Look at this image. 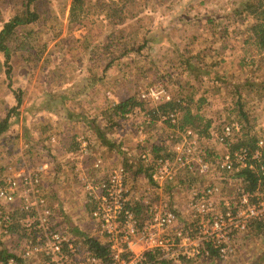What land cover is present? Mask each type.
<instances>
[{
    "label": "rangeland",
    "instance_id": "rangeland-1",
    "mask_svg": "<svg viewBox=\"0 0 264 264\" xmlns=\"http://www.w3.org/2000/svg\"><path fill=\"white\" fill-rule=\"evenodd\" d=\"M113 1L116 0H86L83 18L78 22L77 17L74 20L69 16L71 0H53L47 5L43 4L41 9L44 12L34 23L20 30L19 34L22 36L28 33L32 52L23 53L17 50L12 53L10 78H7L4 73V68L0 67V113H2L0 115L16 103L14 92L19 91L22 97L18 112L9 118L6 137L3 140L0 139V175L3 167L7 165L25 164V168H30L47 161L52 162L53 171L58 174L55 169L57 165L55 162H59L56 161L58 151L47 140V136L51 134L63 142L66 141V137L71 139L74 133L79 135V132H84L85 127L76 122V119L80 117V111L87 113L91 109L97 112L95 106L101 104L104 108L109 106L111 102L109 103L108 99L103 97L106 92L117 98L127 90L137 91L138 94L148 87L162 89L173 96L179 93L184 95L193 90L194 101L199 97L205 98L200 106L201 114L204 118L211 119L212 126L216 127L222 121L237 117L239 109L236 106V109L232 111L231 107H235L234 98L236 100L237 97L233 94L236 85H239V90L243 93L240 97L244 102L241 108L248 113V119L244 121L246 125L239 122L243 125V130L248 133L247 137L260 132L264 127V51L251 45L252 33L245 30L244 23L234 24L228 18H223L227 8H230L233 3L238 4L240 0H120L121 3L118 5ZM118 7L125 16L121 21L118 16L111 18L107 16ZM10 13L12 8L3 13L4 19L8 18ZM216 14L222 16L220 25L213 29L203 26L205 16L212 17ZM199 15H203L202 21L199 20L201 18ZM247 20L249 21V18ZM1 25L0 22V28ZM223 26L227 27V31L220 33ZM110 34L116 36L115 42L118 40L122 47L127 42L135 41L133 47L136 49V46L143 43L145 36L151 41V46L140 50L138 48L130 50L108 63L109 58L103 52L102 43L108 40ZM166 41L170 42V46ZM224 43L234 47L227 48L223 46ZM243 48L246 50H241ZM119 50L115 48L114 55ZM221 50L226 52L222 55L227 56L228 60L220 58ZM35 53L39 55V58H35ZM195 55L199 56L201 67L200 61L197 64L198 59L192 58ZM180 59L183 61L189 59L195 67V74L201 71V74L197 75L199 78L188 79L185 73L189 70L184 63H180ZM0 60H2L1 55ZM171 64L174 65L173 70L169 68ZM107 65L109 67L105 68ZM208 73L218 81L211 83L209 81L211 79L203 78V75L208 76ZM86 86L88 89L86 88L87 90L83 92L86 95L74 99L70 106L63 108L66 112L62 110V116L70 111L73 118L66 126L58 128L56 124H47L45 121L53 116L42 110H33L34 107H40L39 103L43 102L46 107L51 108V112L59 107L61 109V105L64 104L55 97L57 94L71 87L82 89ZM45 92L52 93L50 103L47 100L48 96H44ZM5 114L6 112L4 116ZM142 115L150 119L145 114ZM132 120L136 118L133 117ZM158 121V125L153 127L144 128L145 124H141L142 128L129 125L112 129L107 133L111 137L108 138V143L111 144L112 149L115 145L119 149L110 158L108 157L111 155L110 150L105 145H103L105 150L95 142L94 147L105 159L107 158V161L118 166L122 160L124 161L123 155H130L133 158L139 152L148 151L153 143L165 142L172 129L165 122ZM84 133L92 135L89 131ZM31 139L36 141L32 149L28 143ZM201 140L199 144L206 148V153H219L224 149L221 144L212 142L207 137L203 136ZM27 143L29 145H26ZM97 159L103 161L102 157H96L95 161ZM66 169L67 180L65 181L61 179L62 174L59 175V181L56 180L58 175L54 173L48 177L49 180L52 179L49 184H53L54 188L52 196L58 201L63 200L60 202H63L65 207L68 206L73 221L81 229H86L95 236L94 224L84 215L86 198L80 190L79 181L71 176L70 165ZM90 174L93 176L89 177H95L94 173ZM143 176L136 179L134 184L143 186L142 189H145L149 182ZM211 182L223 185L225 192L235 190V185L220 182L219 178L215 177V171H209L203 177L201 185ZM134 184H131L132 187L135 186ZM134 189L131 192L132 199L140 190ZM52 196L49 198L51 201ZM161 197L175 201L177 210L181 211L186 195L184 193L170 194L168 188L164 187L163 192L156 198ZM251 231L248 230L241 235L239 241L234 242L236 245L234 255L243 248L245 250L242 251L245 253L252 249L251 256L247 258L248 254L246 258L240 256L242 259L233 260L236 256L232 255V258L230 257L224 264H243V260L252 263L254 259H261L264 255V234L254 232L252 235ZM100 239L102 241V238ZM235 261L237 262L234 263Z\"/></svg>",
    "mask_w": 264,
    "mask_h": 264
},
{
    "label": "built area",
    "instance_id": "built-area-1",
    "mask_svg": "<svg viewBox=\"0 0 264 264\" xmlns=\"http://www.w3.org/2000/svg\"><path fill=\"white\" fill-rule=\"evenodd\" d=\"M172 97L162 89L148 87L139 93L144 108L136 109L150 117L148 105ZM175 100L178 102L179 96ZM181 114L179 108L158 118L175 125L164 142L170 154L152 160L149 149L139 155L144 165L150 166V178L156 185L174 183L168 187L170 194L186 195L181 211L173 200H155L154 196L151 200L148 196L132 199L121 165L104 169L97 159L93 167L74 166L71 176L79 181L86 198L84 215L94 224V237L102 238L108 248L106 258L98 257L76 236L88 231L73 221L68 206L60 202L63 200L52 196L53 184L46 179L52 162L30 168L19 163L7 165L0 175V264H160L163 259L210 257L207 246L216 250L221 260H228L235 252L234 242L248 231L249 224L264 221V127L253 133L254 146L234 147L243 125L235 119L216 127L211 124L207 139L224 149L210 154L200 146L203 136L197 128H178ZM47 140L57 143L53 135ZM76 140L85 153L87 139L81 135ZM244 170L257 178L253 190L246 189V178L236 175ZM209 171H215L220 182L224 179L222 183L235 185V190L225 192L217 182L186 186L175 181L179 173L203 178ZM90 173L95 177H89L93 176ZM132 201L134 205L146 204L145 219L136 218L129 207Z\"/></svg>",
    "mask_w": 264,
    "mask_h": 264
},
{
    "label": "trees",
    "instance_id": "trees-1",
    "mask_svg": "<svg viewBox=\"0 0 264 264\" xmlns=\"http://www.w3.org/2000/svg\"><path fill=\"white\" fill-rule=\"evenodd\" d=\"M50 1L53 0H0V22L2 23L0 28V55L2 57V60H0V67L4 68V73L6 74L7 78H10L11 76V56L12 53L20 50L23 53L26 52H32V47L29 44L28 40V33L24 36L19 34L20 30L22 31L23 28L26 27V25H29L31 23H34L42 12H44L42 8L43 4H48ZM120 0L113 1L114 3H117V5L121 2ZM86 0H71L70 6H69V16L75 20V17H77L78 22L83 18L82 14L85 8ZM109 5V3L107 4ZM12 8V13L8 14V18L4 19L3 13L9 9ZM224 12V11H223ZM216 13V12H214ZM108 17H120L119 21H121L125 16L122 14V11L120 7L118 9H113L111 13L107 14ZM201 16V18H200ZM202 16L199 15V20L202 21ZM213 17V18H212ZM210 17V15H207L203 18V21H205L203 26H208L209 28L213 29L215 26L220 25L222 19L221 15H214ZM228 18L229 21H232L234 24L237 22H242L245 24L244 28L245 30H249L250 33H252L250 36L253 38L252 41H254V46L258 50H264V0H240L238 4L233 3V5L230 8H227V11L225 14H223V18ZM235 20H234V19ZM242 18V19H241ZM249 18V21L247 20ZM227 31V27L223 26L222 29L219 31L220 33H225ZM108 40L103 42L102 48L105 55L107 54V57L109 58V62H112L118 58V56L122 54L128 53L130 50H140L143 47L151 46V41L147 36L143 38V43L139 46H136V49L133 47L132 42H127V44L119 45L118 40L115 42L116 36L113 34H110L108 36ZM132 39V38H131ZM160 41V40H159ZM150 43V44H149ZM119 46H118V45ZM119 48V52L115 54L114 49ZM110 49V50H109ZM198 55H195V57H192L196 60L197 64L200 61L198 58ZM35 58H39V55L35 53ZM180 63H184L186 66V69L188 68V75H194L195 80L199 78L197 75L201 74V71L199 73L195 74L194 71V65L191 63L189 59L182 60L180 59ZM178 65V64H176ZM201 65V61L199 63V66ZM109 67V65L105 66V68ZM171 67V70H173L172 67L174 65H169V68ZM201 67V66H200ZM170 76V75H169ZM205 76V75H204ZM211 74L208 73V78L214 81L211 78ZM213 77V76H212ZM73 86V85H72ZM239 85H236L235 91L233 96H236L235 100V107L233 110L237 108L239 109L238 115L236 118L237 121H240L241 123L245 124L244 121H247L248 119V113L241 108L244 104L242 101L240 95L241 93L238 91ZM72 88V89H71ZM65 92H61L57 94L55 97L61 101H63V104H69L74 99L78 98L83 92H85L88 89V86L83 87L82 89H75V87H71ZM87 88V89H86ZM14 96L16 98V103L12 106H10L8 109L4 111L6 112L5 116L4 113L2 118L0 117V139H4L6 137V130L9 128V118L13 116L15 112H18V108L22 102V97L20 95V92H14ZM238 94V95H237ZM52 93L48 92L47 96L49 99L48 103H50ZM179 96V101L177 102L175 99ZM139 96L136 94L130 95L127 98H124L120 101L114 102L104 108L100 111L99 117L100 119H103L105 121L104 130H98L97 136L101 139L103 143H108V139L106 135H104L105 130H108L109 132L114 128H120L121 124L124 120L128 118V113L132 112L136 107L144 108V103L138 98ZM194 91L191 90L187 94L181 95L180 93L176 96H173L170 100L163 101L161 103H158L154 106H152L150 110V119H158L160 115H166L167 113L174 111L176 109H182V114L180 119L178 120V128H197V133L204 137H209L210 132L208 130V127L210 126V120L204 118L198 110L200 109L201 104L204 102V97H199L194 101ZM46 100V99H45ZM182 101L185 102V105H182ZM40 107H34L33 110L40 111L44 110L45 107L44 102L40 104ZM50 109V108H49ZM51 110V109H50ZM152 111V114H151ZM2 114V113H0ZM243 117V118H242ZM234 118V119H235ZM166 124L169 127H174L175 125L170 124L168 120L165 121ZM239 122V123H240ZM246 125V124H245ZM46 130V128H45ZM247 132L243 130L242 136L238 137L237 140L234 143V147L238 146H248L252 147L254 146L255 142V135H252L251 137H247ZM51 136V135H50ZM49 136H47L48 138ZM36 142L34 140H31L30 142V148L32 149L33 143ZM29 143V142H28ZM32 144V145H31ZM37 144V143H36ZM35 144V145H36ZM111 146V145H110ZM151 153H152V160H156L158 158H164L168 154H170V151H167V147L161 145L160 143H153L150 147ZM113 149L117 151L119 148L115 145L113 146ZM139 156V155H138ZM139 161L141 162L142 166L144 167L146 178L149 179L151 185H155V183L151 180V170L150 166H145L142 162V159L140 156L138 157ZM264 159V155H263ZM123 163V164H122ZM121 166L125 169V172L127 173V170H130L134 167L133 162L127 163L126 161L122 162ZM138 170V168H136ZM136 174L137 171H134ZM223 177H227L226 174L221 173ZM238 176H243L246 178V189L253 190L256 185V176L254 173H251L249 171H241L236 173ZM129 176L126 175L125 183H127V179ZM262 180L264 182V176L262 177ZM192 181V180H191ZM224 182V179L221 180ZM127 185V184H126ZM168 185L165 186V188L170 187ZM132 192L133 189L129 188ZM132 205L129 204V207L134 212V215L136 218L140 219L143 218L141 212L143 213L142 207H140V204L134 205V201H132ZM248 230H254L255 234H264V221H253L249 224ZM79 236L82 238L80 239L84 244L87 245V249L93 253L94 255L102 258H106L108 254V248L105 242L101 241L99 238L94 237L89 234V232L81 231L79 233ZM208 250L210 251L211 255L212 253L216 254L218 256V253L216 250L212 249V247L207 246ZM219 257V256H218ZM191 260L188 258H180L179 261H174L173 259H163L160 264H171V263H178L182 260Z\"/></svg>",
    "mask_w": 264,
    "mask_h": 264
},
{
    "label": "crops",
    "instance_id": "crops-1",
    "mask_svg": "<svg viewBox=\"0 0 264 264\" xmlns=\"http://www.w3.org/2000/svg\"><path fill=\"white\" fill-rule=\"evenodd\" d=\"M162 42H161V45H162ZM166 42H168L169 46H170V42L169 41H166ZM250 42L252 43L251 45H254L253 44L254 41H250ZM165 45H167V43ZM193 45L194 44H192V46ZM223 46H226L227 48H233L234 47L232 45H228L227 43H224ZM241 50H246V48H243ZM223 52H225V51H223V50L220 51V53H221L220 54V58L223 57L225 60H228L227 56L222 55ZM237 54L238 53L236 52V55ZM185 75L188 76V79L195 80L194 75H188L187 72L185 73ZM206 77L208 78V76H204L203 75V78H206ZM209 81L212 83V82H217L218 80L215 79L214 81H212V80H209ZM239 89H238V91L241 94H243ZM200 92H202V91H200ZM43 93H44V91H43ZM136 93H137V91H129V90H127L124 93H121L117 98H114V97H112V95H110L109 92H106L103 97L106 100L108 99L109 103L111 102L110 104H112L114 102L120 101V100H122L124 98H127L130 95H134ZM139 93L137 94L138 96H139ZM84 95H86V93H82L78 97V99L81 98ZM44 96H47V92H45ZM111 98H113V99L110 101ZM60 102H61V100H60ZM234 102H235V98H234ZM71 104L72 103H69V104H66V105L65 104L61 105V109L59 107V109L55 110L54 112H51L52 111V110H50L51 108L50 109L49 108H44V110H42V111H45V112H47V113H49L50 115L53 116L52 118L48 117V119L45 121V123H47V124H56V126L58 128H61L62 126L68 125L69 121H71L73 119V118H71L72 117L71 112L67 111L68 114L65 113L62 116V110H63V108H65L66 106H70ZM152 106H154V104L148 105V107H150V108ZM231 108H232V111H233L234 106H232ZM95 109H97V112H94L91 109L89 111H87V113H83V111H80L81 112L80 113V117L78 119H76L77 123L79 122V124H81L82 126L85 127V131L91 132V134H92L91 136L87 135V133H84L85 131L84 132L81 131V132H79L80 133L79 135H76L77 133L76 134L74 133V135L71 137V139L66 137V141L64 140L62 142L60 138L56 137V139H57L56 142L57 143H51L52 145H54L56 147V149L58 151V155H56V161H59V162H55V163H57L55 169H56L58 174H55V172L53 171V168L50 167V172H49V174H47V178H46L47 182H50L52 180V179L51 180L48 179V177H51V173L52 174L54 173V175H58L57 178L53 177V178H56V180H58V181L60 180L59 175H61V174H62L61 175V179L63 178L64 181L67 180V177H66L67 176V171H66L67 169H66V167L68 165H70L71 171L73 170L74 166H78V167H80V166L93 167V164H94V161H95L96 157H102V159H103L102 164H103V168L104 169L107 168V167L110 168L111 166H113V167L117 166L116 164H112V163H110V161H107L106 160L107 158L105 159L103 157V155H101L100 153L97 152V148L94 147L95 143L97 145L99 144L101 146V148H103V145H105L106 148L110 150L109 153H111V155L108 156L109 158L114 155V152H117L114 149H112V147L110 146L111 144L103 143L101 141V139L98 138L97 131L101 130V129L104 130L103 127L105 125V121L103 119H100L99 117H97L98 114L100 113V112L98 113V111H101V110L104 109L103 104H101L99 106L98 105L95 106ZM63 111H65V110H63ZM198 112L201 114L200 109L198 110ZM151 114H152V111H151ZM75 115L76 114L74 113V116ZM77 115H79V114L77 113ZM201 115L203 116V114H201ZM133 117L136 118V120H132ZM129 119L131 120L130 122H129ZM126 120H128V121L126 122L124 120L122 122L120 128H122V127L124 128L125 126L128 127L129 125H132V126L134 125L136 128H142L141 124H145L144 128H147L148 126L149 127H153L154 125H158V123H159V121L157 119H148L147 117H144L142 115L141 111H139L136 108L132 112L128 113V118ZM209 120H210V125H211L212 121H211V119H209ZM107 133H109V131L105 130L104 135H106L107 139L111 138L110 136H108ZM50 135L51 134H49V137H50ZM80 135L84 136L87 139V142H88L87 150H86L85 153L81 152L80 147H79V143L76 140V138L78 136H80ZM31 140H30V142H31ZM119 140H123V139H119ZM139 140H140V136H139ZM30 142H29V144H30ZM29 144L27 143L26 145H29ZM138 145H140V144H138ZM161 145L165 146L164 141L161 143ZM103 149L105 150V148H103ZM132 152H133V150H132ZM138 155H140V152L138 154H136V156H134L133 158H131L130 155H125V156L123 155L124 162L125 161L127 163L133 162V164H134L133 168H131L130 170H127V176H129V178L126 181L127 182L126 184L132 189H134V188L135 189L136 188L140 189V190H138L139 193H137L136 196L140 197V199H142V200L145 199L146 196H148L149 197L148 199L151 200L153 194H154L153 196L155 197V199H157L156 197H158L163 192L164 187L166 185H168L169 183H165L163 186H158L156 184L155 185H151V183H150V181L148 179L147 181L149 182V185L146 186L145 189H142V188H144L143 186H138V185L134 184V182H136V179L140 178L142 175H144L143 177H146V175H147V173L145 174L144 167L142 166L141 162L139 161V158H138L139 156ZM129 160H130V162H129ZM133 160H135V161H133ZM122 162H123V160H122ZM122 164H119V165H122ZM136 168H138V170H136ZM134 171H137V173L135 174ZM194 174L195 173H185V174L179 173V174H177V176L179 178L177 179V177H176L175 181L178 182L180 185H186V186L201 185V182H202L203 178L199 177L197 174H196L197 176L194 175ZM129 180H130V185H129ZM131 184H134L135 186L132 187L133 185H131ZM135 191H137V190H135ZM160 199H162V197ZM160 199H157V200H160ZM145 205L146 204L144 202L139 205L140 207L144 208L143 209V213L141 212L143 219H145V217H146L145 215L147 214V210H148L147 206H145ZM253 233H254V230L251 231L252 235H253ZM243 237H245V236H243ZM242 250H245V249L241 248L240 251L237 252L236 255L233 254L234 256H236V258L233 257V260L234 259H237V260L242 259V258H240V256L241 257L243 256L244 258H246L248 256V254H249V256L247 258H249L251 256L252 249L251 250H247L246 253L244 251H242ZM231 258H232V256H231ZM190 259L191 260H185L184 259V260H182V261H180L178 263H171V264H224V263H226V261L221 260L220 257H218L214 253H212V255L210 257H207V258H203V259L202 258H190ZM259 261L261 262L260 264H264V255L261 257L260 260L254 259L252 261V263H247L246 260H243L242 263L243 264H259ZM236 262L237 261H235L234 263H236Z\"/></svg>",
    "mask_w": 264,
    "mask_h": 264
}]
</instances>
